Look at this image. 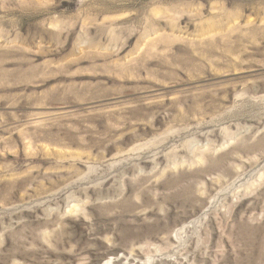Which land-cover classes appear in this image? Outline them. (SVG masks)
Listing matches in <instances>:
<instances>
[{
  "label": "rangeland",
  "instance_id": "374dc122",
  "mask_svg": "<svg viewBox=\"0 0 264 264\" xmlns=\"http://www.w3.org/2000/svg\"><path fill=\"white\" fill-rule=\"evenodd\" d=\"M0 264H264V0H0Z\"/></svg>",
  "mask_w": 264,
  "mask_h": 264
}]
</instances>
